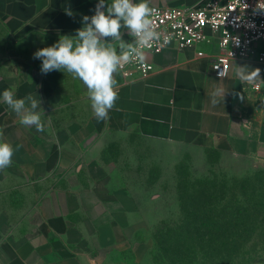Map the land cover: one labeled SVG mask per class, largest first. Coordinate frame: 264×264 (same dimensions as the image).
Listing matches in <instances>:
<instances>
[{
    "label": "crops",
    "instance_id": "crops-1",
    "mask_svg": "<svg viewBox=\"0 0 264 264\" xmlns=\"http://www.w3.org/2000/svg\"><path fill=\"white\" fill-rule=\"evenodd\" d=\"M98 2L0 0V96L9 88L16 98L31 94L45 113V131L38 132L0 102L3 140L19 146L11 166L0 170V264H138L130 230L140 223L141 203L111 149L127 148L134 136L168 148H232L264 160V88L255 91L236 75L237 66L260 69L255 62L234 61L229 76L219 78L212 58H198L195 50L171 45L146 54L155 67L150 77L125 81L114 74L118 99L106 120L94 117L79 79L63 70L42 74L33 54L74 36Z\"/></svg>",
    "mask_w": 264,
    "mask_h": 264
},
{
    "label": "rangeland",
    "instance_id": "rangeland-1",
    "mask_svg": "<svg viewBox=\"0 0 264 264\" xmlns=\"http://www.w3.org/2000/svg\"><path fill=\"white\" fill-rule=\"evenodd\" d=\"M111 149L113 157L121 155L115 167L141 203L140 223L130 230L138 264H170L173 256L162 254L156 238L166 228L178 236L186 224L199 226V235L205 224L215 226L214 237L240 247L229 259L199 250L176 264H264V160L232 148L151 145L136 136L127 148Z\"/></svg>",
    "mask_w": 264,
    "mask_h": 264
},
{
    "label": "clouds",
    "instance_id": "clouds-1",
    "mask_svg": "<svg viewBox=\"0 0 264 264\" xmlns=\"http://www.w3.org/2000/svg\"><path fill=\"white\" fill-rule=\"evenodd\" d=\"M155 9L149 0H99L95 14L83 16V27L76 30L74 36H62L53 45L38 49L34 59L41 63V73L66 71L79 79L87 89L93 115L98 120L108 119V113L118 99V85L114 78L125 63L136 61L143 63L145 49L160 41L161 35L156 30L153 16ZM71 15V11H68ZM133 37L131 42L124 39V32ZM170 39V38H166ZM259 68L238 67L236 75L241 84L262 81ZM213 103L220 96L213 94ZM224 94L222 96V100ZM0 102L8 106L18 117L21 125L35 127L38 132L45 131L44 110L41 100L29 94L16 98L14 89H5ZM3 140V128H0V170L13 163L14 151L18 150Z\"/></svg>",
    "mask_w": 264,
    "mask_h": 264
},
{
    "label": "built area",
    "instance_id": "built-area-1",
    "mask_svg": "<svg viewBox=\"0 0 264 264\" xmlns=\"http://www.w3.org/2000/svg\"><path fill=\"white\" fill-rule=\"evenodd\" d=\"M152 8L161 39L145 49L143 63L123 65L117 73L125 81L150 77L155 67L146 54H159L173 45L180 51L195 50L198 58L211 57L212 70L219 78L229 76L234 61L255 62L262 81L252 87L255 91L264 88V0H207L197 7ZM206 46L214 47L212 53L204 50Z\"/></svg>",
    "mask_w": 264,
    "mask_h": 264
},
{
    "label": "trees",
    "instance_id": "trees-1",
    "mask_svg": "<svg viewBox=\"0 0 264 264\" xmlns=\"http://www.w3.org/2000/svg\"><path fill=\"white\" fill-rule=\"evenodd\" d=\"M193 218L195 220L199 218L198 212L193 214ZM195 230L197 232L200 231L199 226L193 227L191 224H186L184 228H182V231L178 233V236H174L175 233L169 228H166V231H160L159 238H156L158 247L165 256H169L170 258L173 256L170 264H176L177 262L181 263L183 258L197 255L201 250H204L205 254L208 256L220 257L221 259H229L238 252L240 245L237 241L220 240L219 237H214L218 234L215 226L205 224V226H203L204 232L202 235L196 233ZM193 233H196V235L198 234V236L203 239V243L197 245L198 242L194 241L195 238L191 236Z\"/></svg>",
    "mask_w": 264,
    "mask_h": 264
}]
</instances>
